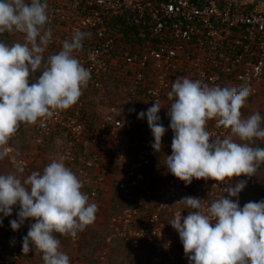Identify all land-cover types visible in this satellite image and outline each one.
<instances>
[{"label":"built area","instance_id":"1","mask_svg":"<svg viewBox=\"0 0 264 264\" xmlns=\"http://www.w3.org/2000/svg\"><path fill=\"white\" fill-rule=\"evenodd\" d=\"M47 4L49 21L44 29L52 30V39L45 60L58 54L63 42L79 30L86 35L83 48L74 55L91 72L76 104L54 110L51 117L34 125L39 144L47 145L53 135L61 141L59 153L45 155L47 165L62 158L75 174L90 179L92 186L82 192L89 203H96L107 186L106 171L114 167L108 158L116 160L117 166L130 164L129 177L117 184L121 197L115 203L117 212L109 217L111 233L106 238L128 244L125 251L150 250V257L144 252L146 258L161 264L175 236L172 219L192 211L179 201L197 197L203 199L206 210L224 195L228 198L227 188L232 185L224 182L213 187L218 182L211 179H194L186 185L168 171L166 162L155 164L151 130L146 118L139 119L138 114L159 102L161 123L170 124L168 110L174 101L168 93L182 78L209 87L246 85L251 89L247 100L264 93V1L47 0ZM111 87L114 94L107 107L95 110L98 96ZM244 108L245 103L241 114ZM207 130L213 136L210 142L232 135L229 128L218 127L216 120L208 122ZM36 156L40 158L38 151L19 160L22 180L36 172ZM252 179L253 175H242L231 181L246 182L238 198H232L240 206ZM31 222L35 221L28 220V228ZM79 236L69 235L74 241ZM23 238L0 225V264H44L42 253L34 249L23 253ZM122 258L116 262L112 254L102 252L94 262L81 264H133L129 257Z\"/></svg>","mask_w":264,"mask_h":264},{"label":"clouds","instance_id":"2","mask_svg":"<svg viewBox=\"0 0 264 264\" xmlns=\"http://www.w3.org/2000/svg\"><path fill=\"white\" fill-rule=\"evenodd\" d=\"M48 21L47 0H0V34L15 31L25 35L24 43L9 46L0 42V160L8 155L5 145L22 123L35 124L51 117L54 110L73 106L91 79L90 70L74 55L83 48L86 35L79 30L63 42L58 54L45 60L52 39V30L44 29ZM250 94L246 85L209 87L189 78L177 79L168 93V99L174 101L168 110L174 132L172 154L165 165L168 171L186 185L194 179L217 181L213 187L224 182L232 185L227 188L228 198L224 195L206 210L203 199L184 197L179 201L192 211L186 217L175 216L170 224L178 232L190 264H264V200L241 207L238 199H232L246 187L245 181L232 184V179L250 177L264 163V148L233 139L264 140V117L256 113L242 118L241 108ZM161 109L156 102L138 114L139 119L147 120L156 152L168 131L161 123ZM210 120L229 128L232 135L210 142ZM82 188L62 158L46 166L43 173L32 172L23 180L16 173L0 174V225L19 206L17 219L10 221L13 231L27 220L35 221L23 238V253L34 249L43 254L44 264H70L56 234L76 237L94 223L99 210L89 203Z\"/></svg>","mask_w":264,"mask_h":264},{"label":"rangeland","instance_id":"3","mask_svg":"<svg viewBox=\"0 0 264 264\" xmlns=\"http://www.w3.org/2000/svg\"><path fill=\"white\" fill-rule=\"evenodd\" d=\"M0 42H4L9 46L15 43H23V34L15 31L5 32L3 34H0ZM112 94H114L113 87H111L108 91H105L102 95L98 96V101L100 102V104L93 106V108L97 111L104 110L105 107H107L109 100L112 99ZM256 113H259L262 117H264V93L245 101V108L244 112L242 113V118H248ZM35 124L25 123L22 131L18 135L14 134L10 138L8 144L5 145L8 150V155L4 159L0 160V174L16 173L22 180L23 177H21V174L18 172V169H20L19 166L21 164L19 160H23L25 154L27 156L30 155V153L37 151L40 155L39 149L41 148V145H43L45 148L49 146V142L47 145L43 142L41 144L38 143V135L34 131ZM163 126L168 129V131L162 138V148L159 152H156L154 149H152L153 158L155 157L157 159L155 160V164L156 161H159L160 164L165 163L167 161V156H170L172 154L171 145L174 138V132L170 129L169 124L166 125L165 123ZM262 127H264V125H262ZM233 139L239 143H247L249 146L254 148H264V140L254 138L250 141H240L236 136H233ZM24 145L28 146L24 149ZM48 149H50L49 154L51 155L59 153L61 149V141L55 140L52 147ZM42 158L37 157L34 165L42 167V170H44L43 166H41L42 164H44V160ZM44 158H46L45 155ZM108 161L109 164H112L114 167L106 171V176L108 178V181L106 183L107 186L104 189L105 191L103 190L104 192L102 193L101 197L95 203L99 209L96 214V220L94 221V223L87 226L86 230L83 231L81 235L78 234L80 235V238L77 241L69 238L67 240L61 241V239L58 237L57 239H60L61 241V251L66 253L69 258L72 257V260L81 262L82 258L84 257L83 255L88 250L85 246V242L90 241V245L92 247H95L93 248L95 257L100 255V253L102 252H107L109 254H112V259L116 262L122 261V257L126 256L129 257V261L133 264H153L151 260L146 258V255L148 257L152 255V251L144 250L143 252H137L130 251V249L129 251H125V244L120 242L117 238H114V240L111 238V241H107L106 233L108 231V220L112 212V207L116 203L115 199L113 198L114 194L112 193L116 192L117 194V184L119 183V181L125 180L127 176L129 177L128 168L130 165L126 162L117 166L115 163H113V161L116 163L117 161L112 157L108 158ZM136 166H138V164ZM77 177L83 184L82 189H87V187L92 186L90 179L87 180L84 177L82 178V176L80 175H77ZM261 200H264V163L258 166L257 171L253 175V179L251 180V183L248 185L247 190L244 193V199L241 207H243L248 202H258ZM18 211L19 206H16L11 216L3 217V225L6 226L7 231L11 230L9 223L11 220L17 219L15 218V213H17ZM26 222L27 221H25V223ZM13 232L15 233V231ZM174 234L175 236L172 240L171 245L167 247L169 250L166 251L165 249L166 252L162 255L164 262L161 264H190L189 259L185 254L179 234L176 230L174 231ZM144 252L146 253V255L144 254ZM119 254H121V256ZM115 255L117 257H113ZM107 256L108 255H106V258ZM84 261L88 262L90 260L85 259Z\"/></svg>","mask_w":264,"mask_h":264},{"label":"trees","instance_id":"4","mask_svg":"<svg viewBox=\"0 0 264 264\" xmlns=\"http://www.w3.org/2000/svg\"><path fill=\"white\" fill-rule=\"evenodd\" d=\"M23 34V33H22ZM23 36H24V34H23ZM34 77H38V73H35V75H34ZM25 124V123H24ZM25 131V130H24ZM36 132V131H35ZM55 140H56V136L55 135H53L52 137H51V139H50V141H48L50 144H49V146L47 147V148H44V147H41L39 150V152H40V158H42L44 161V163L45 164H42L41 166H43V168L45 169V167L46 166H48L47 165V163H48V158L46 157V158H44V155H47V156H49V153H50V149H48V148H50V147H52V145L54 144V142H55ZM28 145H24L23 146V148L25 149L26 147H27ZM36 172H42L43 173V170H42V167H38V168H36ZM86 190V189H85ZM116 195V196H115ZM120 197H121V195L119 194V193H117V194H114L113 195V198L115 199V201L116 202H118V201H120L119 199H120ZM119 204H121V202L119 203ZM116 205L115 206H113L112 207V212H111V215L109 216V217H111L112 215H114L116 212H117V210H116ZM15 218H17V213H15ZM28 221V220H27ZM10 229H11V226H10ZM12 230V229H11ZM28 230H29V228L27 227V222L26 223H24V225L23 226H21V228L16 232L15 231V234L16 235H20L21 237H25L26 235H27V232H28ZM86 230V228L83 230V231H85ZM82 231V232H83ZM82 232H78V234H80L81 235V233ZM110 233L111 232H109V230L107 231V233H106V237L108 236V235H110ZM56 237L58 238H64V240H67L68 238L70 239V237H69V235H60V234H56ZM85 242V241H84ZM85 246H86V248L88 249L87 250V252L83 255L84 257L82 258V261H84L85 259L87 260H90L91 262H94L95 260H96V257L94 256V249L93 248H95V247H92L91 245H90V241L88 242V241H86L85 242ZM127 246H128V244H125V248H127ZM82 261L81 262H79V261H77V260H75L72 264H81L82 263ZM83 264H85V263H83Z\"/></svg>","mask_w":264,"mask_h":264},{"label":"water","instance_id":"5","mask_svg":"<svg viewBox=\"0 0 264 264\" xmlns=\"http://www.w3.org/2000/svg\"><path fill=\"white\" fill-rule=\"evenodd\" d=\"M262 1H264V0H262Z\"/></svg>","mask_w":264,"mask_h":264},{"label":"crops","instance_id":"6","mask_svg":"<svg viewBox=\"0 0 264 264\" xmlns=\"http://www.w3.org/2000/svg\"><path fill=\"white\" fill-rule=\"evenodd\" d=\"M28 222V221H27Z\"/></svg>","mask_w":264,"mask_h":264}]
</instances>
